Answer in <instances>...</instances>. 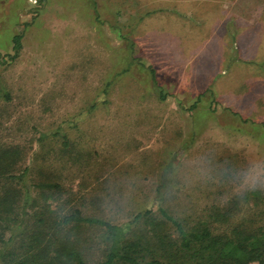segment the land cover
Returning <instances> with one entry per match:
<instances>
[{
    "label": "rangeland",
    "instance_id": "rangeland-1",
    "mask_svg": "<svg viewBox=\"0 0 264 264\" xmlns=\"http://www.w3.org/2000/svg\"><path fill=\"white\" fill-rule=\"evenodd\" d=\"M0 142L21 149L16 172L60 186L8 250L41 212L127 226L162 206L222 230L233 210L230 226L264 227V0H0ZM55 238L88 264L109 244L98 225Z\"/></svg>",
    "mask_w": 264,
    "mask_h": 264
},
{
    "label": "trees",
    "instance_id": "trees-1",
    "mask_svg": "<svg viewBox=\"0 0 264 264\" xmlns=\"http://www.w3.org/2000/svg\"><path fill=\"white\" fill-rule=\"evenodd\" d=\"M22 38V34L13 37L15 54L10 56L11 60L22 49ZM59 133L55 131L53 136H62L63 147L68 149L67 136ZM41 137L44 140L48 136L42 134ZM21 157V149L0 142V244L3 246H0V264H88L78 246L55 238L58 231L70 225H98L106 230L109 244L99 264H264L263 226L255 229L240 224L230 226L233 210L216 212L217 216L223 214L227 224L225 229L220 230L223 224L212 227L207 222L188 226L187 220L175 217L162 206L161 219L155 220L152 212L145 210L136 214L127 226L87 217L80 209L60 219H50L46 212H41L36 218L38 225L28 223L23 228L24 245L19 247L23 252L17 248L8 250L15 239L14 231L18 230L16 223L21 222L18 217L23 213L28 217L29 210L35 209L38 194L43 193L40 191L60 187L50 182H32L29 166L16 172ZM140 221L144 226L135 232L136 239L129 238L132 224ZM167 223L174 228V233L166 227ZM20 225L22 223L19 228ZM7 231L11 232L8 239L5 238ZM50 231H54L52 235Z\"/></svg>",
    "mask_w": 264,
    "mask_h": 264
},
{
    "label": "crops",
    "instance_id": "crops-1",
    "mask_svg": "<svg viewBox=\"0 0 264 264\" xmlns=\"http://www.w3.org/2000/svg\"><path fill=\"white\" fill-rule=\"evenodd\" d=\"M214 66H212V67H210V68H213ZM213 71H214V68H213ZM206 74H208L209 73V71H207V72H205Z\"/></svg>",
    "mask_w": 264,
    "mask_h": 264
}]
</instances>
